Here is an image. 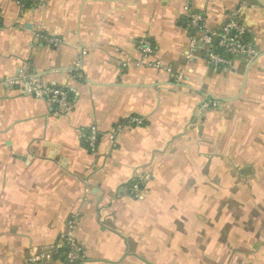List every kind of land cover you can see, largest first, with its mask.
<instances>
[{"label":"crops","instance_id":"1","mask_svg":"<svg viewBox=\"0 0 264 264\" xmlns=\"http://www.w3.org/2000/svg\"><path fill=\"white\" fill-rule=\"evenodd\" d=\"M190 9L212 30L237 11L257 54L210 65ZM22 74L70 87L72 108L6 83ZM71 231L79 264H264L262 6L0 0V264H39Z\"/></svg>","mask_w":264,"mask_h":264},{"label":"built area","instance_id":"2","mask_svg":"<svg viewBox=\"0 0 264 264\" xmlns=\"http://www.w3.org/2000/svg\"><path fill=\"white\" fill-rule=\"evenodd\" d=\"M20 5L25 0H16ZM42 2L43 0H37ZM190 27L199 36L202 47L205 51L207 60L214 67H232L236 59L250 61L257 54V51L250 39V28L243 21L237 11L232 12L218 29H209L206 24V15L203 11L190 9L187 13ZM37 36L50 45L60 43V38L39 32ZM143 55L149 56L153 52L152 42L144 39L140 43ZM182 77V74L179 75ZM9 85L21 86L23 90L34 96L47 99L52 104L58 106L59 110L66 111L72 108L73 100L71 88L67 86L49 85L40 77L35 75H19L8 81ZM134 125L143 124L141 117H132ZM85 141L91 150H95L99 140L97 127H91ZM133 190L137 197L141 196L143 187V177L133 183ZM75 219L69 220L68 226L73 229ZM64 248L63 251L60 250ZM63 253V257L68 264H79L84 260V250L81 243L73 235L72 231L68 234L63 245H58L49 252H44L34 258L39 264H47L45 260L52 259L55 255Z\"/></svg>","mask_w":264,"mask_h":264},{"label":"water","instance_id":"3","mask_svg":"<svg viewBox=\"0 0 264 264\" xmlns=\"http://www.w3.org/2000/svg\"><path fill=\"white\" fill-rule=\"evenodd\" d=\"M254 2L264 8V0H254Z\"/></svg>","mask_w":264,"mask_h":264},{"label":"rangeland","instance_id":"4","mask_svg":"<svg viewBox=\"0 0 264 264\" xmlns=\"http://www.w3.org/2000/svg\"><path fill=\"white\" fill-rule=\"evenodd\" d=\"M260 178H263V177H260ZM260 182V181H259ZM250 183V182H249ZM142 192V191H141ZM194 236V238L197 236V235H193ZM197 244V242L194 240V245H196ZM195 258V257H194Z\"/></svg>","mask_w":264,"mask_h":264}]
</instances>
